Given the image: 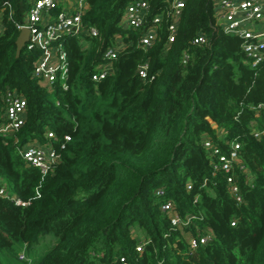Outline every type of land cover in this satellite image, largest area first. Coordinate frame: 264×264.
Segmentation results:
<instances>
[{
	"label": "trees",
	"instance_id": "16d2710c",
	"mask_svg": "<svg viewBox=\"0 0 264 264\" xmlns=\"http://www.w3.org/2000/svg\"><path fill=\"white\" fill-rule=\"evenodd\" d=\"M134 1L88 0L83 25L99 33L62 38L65 90L34 74L39 51L25 46L16 55L15 22L24 20L31 0H0V7L13 6L0 34V122L7 90L27 100L25 124L0 132V178L29 201L18 206L0 196V264H27L18 246L32 264H119L121 256L129 264H264V135L255 136L264 128V61L253 67L242 39L224 32L215 0H185L173 42V0H146L139 28L125 23ZM153 26L156 39L143 46ZM200 34L207 42L192 44ZM109 48L116 58H105ZM144 65L146 77L139 74ZM104 67L107 76L93 80ZM49 130L59 158L43 177L20 149L47 143ZM205 139L224 153L240 142L247 171L237 165L234 173L242 201L214 169ZM165 201L174 204L172 213L194 215L192 228L172 226ZM196 231L212 239L191 250ZM49 234L55 243L36 258Z\"/></svg>",
	"mask_w": 264,
	"mask_h": 264
},
{
	"label": "built area",
	"instance_id": "2783aa9c",
	"mask_svg": "<svg viewBox=\"0 0 264 264\" xmlns=\"http://www.w3.org/2000/svg\"><path fill=\"white\" fill-rule=\"evenodd\" d=\"M185 5V0H173L172 9L174 20L169 26V42L174 41L177 18ZM149 4L146 0H136L130 3L125 12V23L132 28H139L145 21ZM88 8V0H31V4L25 13L23 21H16L15 26L19 32L28 28L29 38L25 44L30 51H39V56L35 62L34 74L42 81L48 84H54L60 81L63 88H68L66 78L68 76L67 54L64 48L62 38L67 34H77L84 30L88 34L98 36L96 27L84 28L83 15ZM9 9L10 18L13 15V6L9 2H4L0 7V34L4 31L5 25L3 14ZM217 23L227 34H232L242 39V48L251 58V65L256 67L264 61V0H215ZM161 17L157 16L154 23H158ZM156 39V31L153 26L142 38L143 46H150ZM207 42L204 34L198 35L193 39L192 44L203 45ZM117 50L109 48L105 53V58L114 59L117 57ZM189 58L188 54L184 56V62ZM109 67H104L94 73L92 78L95 81L101 80L110 72ZM139 74L142 77L147 76V66H141ZM4 98V113L2 122H0V132L4 135H10L18 131L26 121L27 100L14 91L7 90ZM263 106V105H259ZM215 126V125H214ZM264 135V128L256 131L255 136ZM56 137L54 131L47 132L48 142L40 144L32 143L20 149L22 158L31 166L37 168L42 176H46L59 158V153L51 143V139ZM66 142L71 141V136L64 137ZM204 146L213 158V167L216 171L222 170L226 174L229 192L236 197L237 201H242L241 189L239 187L234 168L239 165L240 169L247 171L245 164L240 160L241 144L233 141L228 149V153L222 152L218 144L211 139H205ZM217 161H214V158ZM192 185H188L191 189ZM162 194V190L157 191ZM0 196L11 199L18 206H26L29 201L13 195L9 192L5 183L0 178ZM164 212L172 213L174 204L171 201H165L161 205ZM171 224L174 227L192 228L195 216L189 215L182 217L177 213L171 214ZM235 225V221L231 223ZM189 240L190 249L195 250L200 245L207 243L212 239V235L196 231ZM144 242L137 245V251L142 252ZM19 259L32 264V258L26 255L25 250L19 252ZM119 264H129L126 256H121Z\"/></svg>",
	"mask_w": 264,
	"mask_h": 264
},
{
	"label": "rangeland",
	"instance_id": "374dc122",
	"mask_svg": "<svg viewBox=\"0 0 264 264\" xmlns=\"http://www.w3.org/2000/svg\"><path fill=\"white\" fill-rule=\"evenodd\" d=\"M56 237L52 234L45 235L42 239V242L37 246V250L35 252L36 258H38L40 255H42L45 251L50 249L52 245L55 243ZM19 251L25 250V246H18ZM27 252V250H25ZM18 264V263H17ZM21 264V262H19ZM23 264V263H22Z\"/></svg>",
	"mask_w": 264,
	"mask_h": 264
},
{
	"label": "water",
	"instance_id": "95a60500",
	"mask_svg": "<svg viewBox=\"0 0 264 264\" xmlns=\"http://www.w3.org/2000/svg\"><path fill=\"white\" fill-rule=\"evenodd\" d=\"M29 33L30 31L28 28H24L19 32L18 37L16 39V45H17L16 55L17 56H19L22 49L25 47V44L29 38Z\"/></svg>",
	"mask_w": 264,
	"mask_h": 264
}]
</instances>
